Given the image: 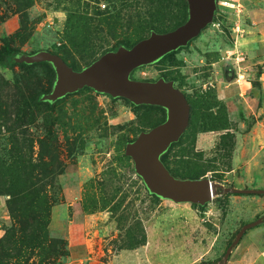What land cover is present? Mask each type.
<instances>
[{
  "label": "rangeland",
  "instance_id": "obj_1",
  "mask_svg": "<svg viewBox=\"0 0 264 264\" xmlns=\"http://www.w3.org/2000/svg\"><path fill=\"white\" fill-rule=\"evenodd\" d=\"M261 2L216 0L198 36L129 74L171 81L186 97L188 124L160 160L174 177L214 182L203 205L150 192L124 154L165 119L163 107L89 87L50 100L46 65L0 66V264H264L253 247L263 249L264 222L232 244L241 226L264 215V194L232 191L264 189V110L237 105L234 95L238 81L258 87L261 67L245 61L235 34L258 20ZM186 18V0H0V47L16 60L53 52L79 71ZM91 158L96 175L77 201L82 240L69 248L74 211L58 176L89 168Z\"/></svg>",
  "mask_w": 264,
  "mask_h": 264
},
{
  "label": "water",
  "instance_id": "obj_2",
  "mask_svg": "<svg viewBox=\"0 0 264 264\" xmlns=\"http://www.w3.org/2000/svg\"><path fill=\"white\" fill-rule=\"evenodd\" d=\"M187 18L176 27L150 34L126 48L118 46L93 60L85 68L75 71L56 53L39 51L21 56L25 63L49 62L54 70V84L47 98L55 100L83 87H89L111 97H120L133 104L161 106L166 110L165 119L147 131L140 132L124 146V154L133 162L135 172L147 189L175 202L203 205L215 193L214 182L207 177H174L160 160L167 147L178 140L189 120V103L184 94L171 81L158 78L155 81L134 80L130 72L141 65L156 61L166 53L184 46L198 36L212 22L216 0H186ZM244 193L264 194V189H233ZM260 222L256 219L244 224L235 234L236 244L244 230ZM230 246L225 249L226 260Z\"/></svg>",
  "mask_w": 264,
  "mask_h": 264
},
{
  "label": "crops",
  "instance_id": "obj_3",
  "mask_svg": "<svg viewBox=\"0 0 264 264\" xmlns=\"http://www.w3.org/2000/svg\"><path fill=\"white\" fill-rule=\"evenodd\" d=\"M257 12L259 15L258 20L252 21L250 25H245V27L239 28L245 31V35L235 34V36H237L235 47L240 49L241 54L244 56L243 58L246 59L245 61H250L253 65H259L261 67V71L257 77L258 87L253 91L249 82L238 81L237 88H234V95L239 98V101L235 102V104H245L249 108L253 106H259V109L264 110V0H262V2L260 3ZM241 54L236 56L242 58ZM223 94H225L224 88L219 91V95L221 97H223ZM76 166L77 169L76 167H73L72 170L68 172L65 171L58 176V183L62 189L65 202L74 211L71 219L68 221V226L64 233L65 241L69 248L74 243L80 242L82 240V237H80V231L83 229V227L78 226V224L83 223L84 216L81 214V209L77 204L82 191L81 187L85 181H89L96 175L95 165L92 158L89 164V168L78 169L79 166ZM69 175L71 176L69 177ZM75 205L77 206L76 208ZM244 237L245 236H243L241 240L244 239ZM262 240L263 249H260L259 247H257V245H253V247L256 248L255 251L257 252V254L263 255L262 257L264 263V224ZM257 244L262 246L261 243ZM246 250L249 251L248 247L246 248ZM230 252L233 253V249L230 250Z\"/></svg>",
  "mask_w": 264,
  "mask_h": 264
},
{
  "label": "trees",
  "instance_id": "obj_4",
  "mask_svg": "<svg viewBox=\"0 0 264 264\" xmlns=\"http://www.w3.org/2000/svg\"><path fill=\"white\" fill-rule=\"evenodd\" d=\"M17 56V52L10 48V47H0V66H5V67H12L13 65H21V66H25V65H33L35 63H30V64H26L23 61H18L15 59V57ZM41 64H44L47 66L48 70H49V76L52 82H54V70L53 67L51 66V64L49 62H38ZM235 192H239V191H235ZM240 193V192H239ZM260 222H264V215L261 216L260 218ZM201 264V263H198Z\"/></svg>",
  "mask_w": 264,
  "mask_h": 264
},
{
  "label": "bare ground",
  "instance_id": "obj_5",
  "mask_svg": "<svg viewBox=\"0 0 264 264\" xmlns=\"http://www.w3.org/2000/svg\"><path fill=\"white\" fill-rule=\"evenodd\" d=\"M211 23H212V22H211ZM211 23H210V24H211Z\"/></svg>",
  "mask_w": 264,
  "mask_h": 264
}]
</instances>
